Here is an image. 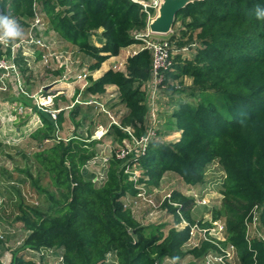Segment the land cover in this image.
Instances as JSON below:
<instances>
[{"label": "trees", "instance_id": "1", "mask_svg": "<svg viewBox=\"0 0 264 264\" xmlns=\"http://www.w3.org/2000/svg\"><path fill=\"white\" fill-rule=\"evenodd\" d=\"M257 5L264 6V0H196L179 10L173 30L177 24L179 28L171 39L179 48L191 49L192 57L178 54L165 82L183 84L184 78H192L191 95L199 94V101H180L171 113L165 133L181 132L178 141L155 139L138 156L117 158L114 153L101 184L83 172L99 141L79 136L65 141L57 134L66 121L64 109L56 119L39 111L42 125L30 138L38 142L35 157L59 196L45 190L52 200L46 209L21 203L15 219L29 232L25 246L61 249L64 264H182L188 255L201 259L218 246L204 240L185 250L191 225L198 221L192 212L194 198L176 189L163 202L175 225L183 218L189 223L182 229L172 226L167 233L166 224L151 230L142 225L127 201L140 185L159 189L167 172L177 173L189 185H202L208 167L217 161L225 172L223 198L212 214L226 223V240L221 243L235 246L233 264H264V239L249 236L247 223L258 205L264 231V19L256 18ZM0 14L16 19L26 31L39 18L34 32L58 34L62 43L93 60L90 71L122 50L143 44L135 35L148 24L141 5L132 0H0ZM13 43L0 44V57L11 53ZM19 50L15 59L21 64L25 57ZM38 51L40 59L43 50ZM150 66L151 52L139 50L128 57L125 71L110 68L98 79L89 76L85 89L87 94L102 95L108 85L118 86L120 103L128 109L124 122L135 127L138 138L146 132ZM72 109L75 119L83 108L76 104ZM108 133L120 143L130 137L116 124ZM3 147L0 140V150ZM127 165L141 169L137 180L126 172ZM6 173L0 170V182ZM109 252L116 262L106 263ZM0 264H5L1 258ZM10 264L37 263L15 252Z\"/></svg>", "mask_w": 264, "mask_h": 264}, {"label": "rangeland", "instance_id": "2", "mask_svg": "<svg viewBox=\"0 0 264 264\" xmlns=\"http://www.w3.org/2000/svg\"><path fill=\"white\" fill-rule=\"evenodd\" d=\"M178 28L179 24L174 27V30L176 29L177 31ZM174 30L166 35L153 34L152 36L153 38L172 40L171 37L174 34ZM38 37L47 45V48L45 47L46 50L51 53L49 63H45L42 58L39 59L38 50H42L37 45L24 41L30 40L28 35L24 33L20 39L14 42L22 39L15 50L17 52V49H20L19 51L23 53L22 56L25 57V62L17 63L16 67L20 75V83L27 94L20 90L14 76L9 78V90L0 91V140L4 142V147L0 150V170L4 169L7 171L0 182V230L8 231V228H10L13 233L10 236V240L0 243V257L6 263L11 261L12 253L19 250L18 248L23 238L28 235V231L24 229L22 221L15 219V216L20 211L21 203L37 204L41 208L46 209L52 200L45 190L56 192L49 174L35 157V153L39 150L37 147L38 142L30 138V134L42 125L39 111L48 114L54 119L50 110L59 107L64 109L66 121L63 128L57 131V134L65 141L74 136L87 138L88 141H99L95 145L96 153L94 157L90 158L83 168L85 176L97 181L99 184L105 179L110 158L124 143L129 144L135 152L138 150V145L130 137L120 143L108 133L111 124H113L110 117L111 114L119 121V124L126 128L123 130L126 132L130 130L132 134H135V127L124 122L128 109L121 105L118 89V93H116L114 89H109L110 87H108L106 92L102 94L103 99L100 97V101L109 112L95 103L91 105L82 104L83 109L80 115L75 119L72 118L71 110H73L74 106L71 104L76 98L75 94L78 91L76 89H79L85 83V81L77 80L76 76L81 71L89 70V65L93 60L89 57L80 56L74 48L62 43L58 34L54 32L44 31L43 29ZM172 41L177 47L176 39ZM140 48L141 45L127 48L120 56L114 57V60L110 61L111 66H117L120 62L126 61L132 53ZM178 54H182L183 58H190L192 57V50L180 51ZM107 62L102 66L101 70L95 71V76L98 77L103 74L105 68H107ZM123 69L126 70V64ZM57 71H60V73L57 74ZM89 72L92 71L89 70ZM90 82L91 80L88 78L84 86L89 85ZM192 82V78L189 77L184 78L183 84L179 80L165 82V87H162L154 98V108L158 118L156 130L158 129L159 138L167 143H174L179 135L178 133H173L164 136L169 117L179 102L199 101V94L196 96L191 95ZM172 86H176L178 89L174 91ZM104 95L107 96L104 97ZM92 97H97V95L87 94L84 88L81 99L88 100ZM55 98L60 105H56ZM215 101L221 106V100L218 96L215 97ZM20 107L23 108L22 111ZM147 126L148 121H146V128ZM102 129H106V133L104 131L102 134ZM141 173V169L137 166L132 167L129 171V174L136 178ZM224 176L225 172L217 161L208 167L206 182L198 186L187 184L175 172H167L162 180L161 187L154 189L152 195H156L157 199L161 201L165 196L171 194L173 190H181L187 196L194 198L196 205L192 212L195 218L197 220H210L213 218V209L220 207L222 203L223 195L220 192V185ZM143 186L145 187V184ZM146 189L150 191L148 188ZM56 195L59 196L57 192ZM203 200L206 203L203 204ZM127 202L129 203L130 201L128 200ZM132 209L140 223L149 228V230L166 224L163 227V231L167 233L172 226L178 229L186 226L185 223L175 225L174 217L163 204L153 207L145 201H137ZM261 231L264 234V231ZM251 232L253 234L255 230H251ZM197 240L195 238L190 241L185 246V250L193 248ZM55 260L52 259V262H55ZM182 264H204V262L202 259L188 255L182 260Z\"/></svg>", "mask_w": 264, "mask_h": 264}, {"label": "built area", "instance_id": "3", "mask_svg": "<svg viewBox=\"0 0 264 264\" xmlns=\"http://www.w3.org/2000/svg\"><path fill=\"white\" fill-rule=\"evenodd\" d=\"M133 2H136L141 5L142 11L147 15V29L145 31L137 32L136 37L138 39L143 40V44H141L142 49H148L151 52V66H150V78L147 81L146 84V90H147V104L149 106V117L147 118L148 120V126L146 128L145 134L142 135V137L138 138L134 134L131 133L130 130H128L130 139L135 142L138 146L137 152L133 150V148L129 144H125L120 147L115 153L117 158H125L130 154H134V156H138L140 154L145 153L149 143L155 139L159 138V133L158 129L156 130L158 118H157V113L156 109L154 108V98L157 96V94L161 91L162 87H165V81H166V74L169 70H171L173 63H174V57L176 54H178L180 51H185L188 50V47H181L179 48L178 46L176 47L173 44V41L170 39H165V38H153V32L150 31L149 25L150 22L157 16L161 0H132ZM40 21L39 18L36 19V22L33 24H37ZM33 26L31 29L28 31H25L28 35V39L30 40H24L30 43H33L37 45L40 49L43 50L42 54V59L45 63H49L50 61V56L51 53L46 50L47 45L43 43V41L36 35V33L33 30ZM148 30V32H146ZM22 31L24 29L22 28ZM173 31V29H172ZM22 40V39H21ZM20 40V41H21ZM20 41L14 42L11 45V53H5L0 57V91H7L9 90V78L11 76H14L16 81L19 84V88L22 92L26 93L25 89L22 87L20 83V75L18 72V69L16 67L17 61H16V46L20 45ZM195 45V44H193ZM5 46H9V44H5ZM46 47V48H45ZM19 50V49H17ZM138 50V51H139ZM137 53L135 51L131 55ZM130 55V56H131ZM128 58L126 61L120 62L117 66H114L113 68L118 69V70H123V66L126 64L127 65ZM91 72L89 70L86 71H81L80 73L77 74L76 79L79 81H85V83L80 86L78 94L75 96V100L72 102V106L76 104H97L100 105L105 111V105L100 101V97L103 99V95H97V97H92L88 100H82L81 95L83 93V89L87 88L86 80H88ZM150 101H151V107H150ZM21 111L23 108H21ZM63 108H57V109H51L50 112L54 119L57 118V114L62 110ZM109 112V111H107ZM110 117L112 119V123L120 126L122 129L124 128L121 124H119V121L116 120L114 116L110 114ZM112 125V124H111ZM106 133V129H102L101 132L102 134ZM131 142V141H130ZM136 167V166H134ZM131 166L127 165L126 166V172L129 173L131 170ZM131 175V174H130ZM140 176V175H139ZM139 176L136 178L135 176L131 175V179L137 180ZM139 192L133 199H128L130 202L127 204L135 205L137 201H145L147 202L150 206L157 207L159 205H162L163 202L170 197V194L168 196H165L161 201H159L156 197V195H152L153 190L147 191L146 186L142 187L140 185L138 187ZM203 204L206 203L205 200L202 201ZM201 201H199L200 204H202ZM177 205V203H175ZM260 207L256 205L251 213H250V218L248 219V234L249 236H259L264 239V234L262 233L261 230V222H260ZM183 217V216H182ZM206 222H211V226L208 227H203L200 225L199 220L191 225V231H190V241L194 240L197 238V242L195 243V246H199L204 240L212 241L214 242L218 248L216 249H211L209 252H207L201 259L203 260L204 264H233L237 260V252L235 246L232 244H228L224 246L221 241L226 240V223L224 219H210V220H202V223ZM181 223H185L187 226L189 223L183 218ZM251 230H255V232L252 234ZM29 233V232H28ZM12 231L10 228H8V231L6 230H0V243L7 242L10 240V236L12 235ZM25 238H23V241L21 245L19 246V250L15 251L18 254H23L27 260H32L37 264H64L65 257L64 253L61 249L55 248V247H41V248H34L28 245H24L25 243ZM189 241V242H190ZM188 242V243H189ZM193 247V248H194ZM21 248V249H20ZM14 251V250H13ZM12 253L11 261L14 256V253ZM1 258V257H0ZM52 259H56L55 262H52ZM1 260L5 264H10L6 263L2 258ZM106 263H114L115 257L112 252H109L106 254Z\"/></svg>", "mask_w": 264, "mask_h": 264}, {"label": "water", "instance_id": "4", "mask_svg": "<svg viewBox=\"0 0 264 264\" xmlns=\"http://www.w3.org/2000/svg\"><path fill=\"white\" fill-rule=\"evenodd\" d=\"M196 0H161L157 16L150 22V31L159 34H169L174 26L177 13L187 4Z\"/></svg>", "mask_w": 264, "mask_h": 264}, {"label": "clouds", "instance_id": "5", "mask_svg": "<svg viewBox=\"0 0 264 264\" xmlns=\"http://www.w3.org/2000/svg\"><path fill=\"white\" fill-rule=\"evenodd\" d=\"M254 13L257 19H264V6H255ZM23 35L22 26L16 19L0 14V44H9Z\"/></svg>", "mask_w": 264, "mask_h": 264}, {"label": "crops", "instance_id": "6", "mask_svg": "<svg viewBox=\"0 0 264 264\" xmlns=\"http://www.w3.org/2000/svg\"><path fill=\"white\" fill-rule=\"evenodd\" d=\"M124 50H126V49H124ZM124 50H122V52H121L119 55H117V56H120V55L123 53ZM117 56H112V57H110V58L107 60L108 62L106 61V62L108 63V65H109V67H108V65H107V68H105L104 72H106L108 69L114 67V66H111L110 63L114 60L113 58H114V57H117ZM111 58H112V59H111ZM110 61H111V62H110ZM106 62H104L103 65H104ZM103 65H102V66H103ZM102 66H101L99 69L95 70V71L101 70ZM95 71H92V72H91L92 76H93V77H96V78H94V79H98L99 77H101V76L103 75V74H101V75H99V76L97 77V76H95V74H94ZM104 72H103V73H104ZM108 87H110L109 89H114V91H116V93H118V90H119L118 86H116V85H108L107 88H108ZM114 87H116V88H114ZM117 89H118V90H117ZM77 90L79 91V89H76V91H77ZM146 93H147V90H146ZM105 96H107V95H104V97H105ZM147 96H148V95H147ZM148 107H149V106H148ZM148 117H149V112H148V115L146 116V119H147ZM146 121H148V120H146ZM104 128H105V127H104ZM173 133H178V134H179L178 137L176 138V141H178V140L180 139V135H181L179 131L170 132V133H164V136H165V135H171V134H173ZM168 139H170V138H168ZM176 141H174V142H176Z\"/></svg>", "mask_w": 264, "mask_h": 264}]
</instances>
